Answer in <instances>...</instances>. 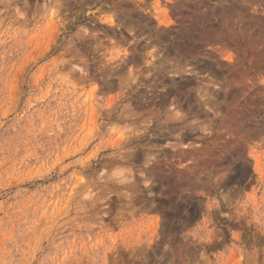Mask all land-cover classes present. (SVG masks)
Segmentation results:
<instances>
[{"label":"rangeland","instance_id":"rangeland-1","mask_svg":"<svg viewBox=\"0 0 264 264\" xmlns=\"http://www.w3.org/2000/svg\"><path fill=\"white\" fill-rule=\"evenodd\" d=\"M0 264H264V0H0Z\"/></svg>","mask_w":264,"mask_h":264}]
</instances>
